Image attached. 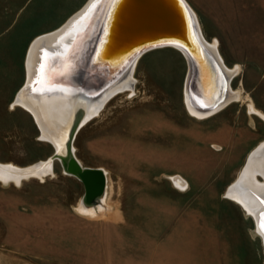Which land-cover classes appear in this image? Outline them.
Returning a JSON list of instances; mask_svg holds the SVG:
<instances>
[{"label": "rangeland", "instance_id": "obj_1", "mask_svg": "<svg viewBox=\"0 0 264 264\" xmlns=\"http://www.w3.org/2000/svg\"><path fill=\"white\" fill-rule=\"evenodd\" d=\"M186 1L203 36L217 40L226 66H240L228 92L240 90V97L209 115L192 114L184 55L171 46L141 54L133 89L110 95L70 140L82 165L105 170L97 204H82L83 184L58 158L41 177L0 179V264H264L256 221L225 195L249 153L264 142V117L248 106L264 113V0ZM63 25L32 40L31 47L43 36L11 103L16 68L0 61L1 164L25 168L54 151L17 102L49 95L61 83L48 50L66 32Z\"/></svg>", "mask_w": 264, "mask_h": 264}, {"label": "water", "instance_id": "obj_2", "mask_svg": "<svg viewBox=\"0 0 264 264\" xmlns=\"http://www.w3.org/2000/svg\"><path fill=\"white\" fill-rule=\"evenodd\" d=\"M89 6L90 9L94 8L93 14L86 33L75 49L69 77L81 87V91L91 97L98 94L97 90L105 86L106 80L117 74L122 67L157 47L171 46L184 55L188 62L185 83L188 89L194 90L198 95L201 94V89L194 88L195 82L202 80L205 73H211L212 76L219 74L220 64L204 42L195 12L186 0H119L118 3L94 0L87 9ZM220 61L223 62L221 56ZM103 82L105 85L102 86ZM84 115L83 107L79 106L65 142V151L61 152L50 141L54 151L47 158L51 169L52 160L58 158L63 170L81 181L84 187L80 199L82 204L95 205L105 189V170L82 165L72 153L70 145L76 128L93 114L86 118ZM250 156L251 153L246 163Z\"/></svg>", "mask_w": 264, "mask_h": 264}, {"label": "bare ground", "instance_id": "obj_3", "mask_svg": "<svg viewBox=\"0 0 264 264\" xmlns=\"http://www.w3.org/2000/svg\"><path fill=\"white\" fill-rule=\"evenodd\" d=\"M87 6L77 12L63 25L64 27L61 31L65 30L66 32L59 35V38H57L53 43L54 46L49 47L50 50H48V57L50 58H48V62L50 61L51 63L58 64V68L60 70L59 82L61 83L57 84V86L53 89V92L49 93V95H43L38 92L36 98H26L20 96L18 97L17 102L32 113L42 130L41 137L52 141L56 145V148L61 152L65 151V142L67 140L73 118L75 117L76 109L79 106L83 107L85 118L89 115L95 114L110 95L121 90H132L135 81L132 75L136 62L135 59L122 67L117 74L113 75L109 79L107 78L108 80H106V85L103 82L101 85L105 86L97 90L98 94L93 97L86 94L85 91H81V87L79 85L77 86V84H75L74 81L72 82L70 79V63L73 64L75 49L80 43L82 35L86 33L85 30L88 29V22L93 14L92 11L94 10V8L90 9L91 6L87 9ZM49 34L51 33L45 35ZM42 37L43 36L36 38L32 47L30 46L31 49H29L30 51L28 53L26 63L27 73L29 72V66H31L30 54L35 48H38L37 45ZM204 39V42L207 44L209 50L213 52L216 60L219 62L221 70H219V74L217 76H212L211 73H205V75L202 76V80L198 79V83L195 82L194 88L200 87L201 94L199 95L201 96H199L194 90L188 89L187 84L185 86L184 94L189 111L199 117L207 114L209 115V113L220 109L232 99L234 100L240 97V90H233V96H230L228 93L229 89H232L229 84V79L231 75L239 71L240 66L235 65L234 68L226 66L224 62L220 61V54L217 49V40L208 41L205 37ZM32 57L34 56L32 55ZM42 79H44V76ZM217 83L219 85H217ZM38 85L39 83L37 86ZM87 85H89V82ZM31 86L33 87V85ZM219 88H221L222 92ZM24 90L26 89L24 88ZM218 91L220 92L217 97ZM248 106L249 110L258 112V114H261L264 117V113L255 108L253 103L249 102ZM250 153L252 156H250V160L244 164L243 168L240 170L238 181L225 193V195L235 200L244 208L245 211H247V213L253 216L256 221L257 231L264 239V142H261V144L256 146ZM51 170V163L48 159L47 161H41L25 168L16 167L12 164L0 163V179L4 180V182L11 180L18 183V180H21L22 178L29 176L41 177L48 172L50 173ZM257 174H259L262 179L259 180L256 176Z\"/></svg>", "mask_w": 264, "mask_h": 264}, {"label": "crops", "instance_id": "obj_4", "mask_svg": "<svg viewBox=\"0 0 264 264\" xmlns=\"http://www.w3.org/2000/svg\"><path fill=\"white\" fill-rule=\"evenodd\" d=\"M87 0H0V61L13 62V102L27 78V56L32 40L63 24ZM17 26L7 37L1 34ZM12 67V66H11ZM181 185V184H180Z\"/></svg>", "mask_w": 264, "mask_h": 264}, {"label": "snow or ice", "instance_id": "obj_5", "mask_svg": "<svg viewBox=\"0 0 264 264\" xmlns=\"http://www.w3.org/2000/svg\"><path fill=\"white\" fill-rule=\"evenodd\" d=\"M112 3H118L119 0H111Z\"/></svg>", "mask_w": 264, "mask_h": 264}]
</instances>
